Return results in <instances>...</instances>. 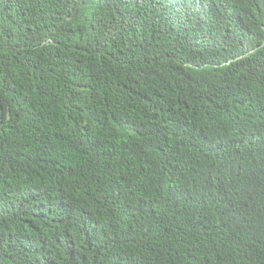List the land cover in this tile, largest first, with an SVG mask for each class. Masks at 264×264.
<instances>
[{"label": "trees", "instance_id": "trees-1", "mask_svg": "<svg viewBox=\"0 0 264 264\" xmlns=\"http://www.w3.org/2000/svg\"><path fill=\"white\" fill-rule=\"evenodd\" d=\"M0 264H264V0H0Z\"/></svg>", "mask_w": 264, "mask_h": 264}, {"label": "bare ground", "instance_id": "bare-ground-1", "mask_svg": "<svg viewBox=\"0 0 264 264\" xmlns=\"http://www.w3.org/2000/svg\"><path fill=\"white\" fill-rule=\"evenodd\" d=\"M84 34V33H83Z\"/></svg>", "mask_w": 264, "mask_h": 264}]
</instances>
